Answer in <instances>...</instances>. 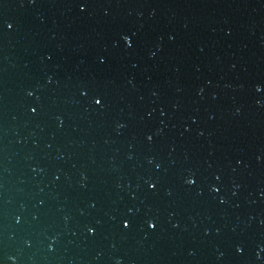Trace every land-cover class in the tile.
Segmentation results:
<instances>
[{
	"label": "water",
	"instance_id": "obj_1",
	"mask_svg": "<svg viewBox=\"0 0 264 264\" xmlns=\"http://www.w3.org/2000/svg\"><path fill=\"white\" fill-rule=\"evenodd\" d=\"M0 264H264V0H0Z\"/></svg>",
	"mask_w": 264,
	"mask_h": 264
},
{
	"label": "snow or ice",
	"instance_id": "obj_2",
	"mask_svg": "<svg viewBox=\"0 0 264 264\" xmlns=\"http://www.w3.org/2000/svg\"><path fill=\"white\" fill-rule=\"evenodd\" d=\"M85 7H86V5H85ZM81 10L83 11V8H82ZM6 27L11 28V25H10V24H6ZM123 40H124V44H125L127 47H131V46H132V44H131V40H130L129 37L125 36V37H123ZM257 90H259V89H257ZM29 95H32V93H29ZM82 95H86V93H83V92H82ZM94 102H95V104H96L97 106H99V105H101V104L103 103V99H102V98H98V99H95ZM36 111H37L36 108H32V112H33V113H35ZM149 139H151V138H149ZM187 183H188V184H193L194 181L191 180V179H189V180L187 181ZM155 187H156L155 184H153V183H149V188H150V190H155ZM214 191H218V189H214ZM130 225H131V221L125 220V221L122 222V227H123L124 229L129 228ZM148 227L154 229V228H155V224L152 223V222H148ZM88 232H89V234H94V229L90 227V228L88 229ZM237 251L240 252L241 250H240L239 248H237Z\"/></svg>",
	"mask_w": 264,
	"mask_h": 264
}]
</instances>
